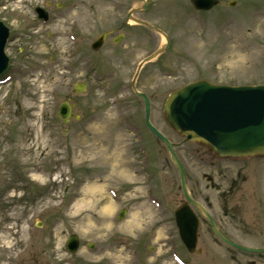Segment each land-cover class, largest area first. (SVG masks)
Here are the masks:
<instances>
[{"label": "rangeland", "instance_id": "1", "mask_svg": "<svg viewBox=\"0 0 264 264\" xmlns=\"http://www.w3.org/2000/svg\"><path fill=\"white\" fill-rule=\"evenodd\" d=\"M232 1L235 7L229 6ZM143 5L142 0H0V21L12 40L20 36L7 47L6 78L17 82L0 91V174L11 177L14 188V223L9 234L0 233V262L5 251L15 264L255 259L220 244L200 214L202 254L190 255L182 245L174 220L185 202L180 176L168 150L147 130L144 104L132 90L139 64L166 39L127 22V16L139 9L136 18L169 38L167 50L142 69L137 89L151 99L152 124L176 145L193 199L225 226L235 213L224 212L227 165L203 146L184 142L167 123L163 106L170 93L201 80L264 85V0H220L208 13L195 12L189 0H150L146 11ZM38 7L48 12V23L36 19ZM110 31L105 47L93 53L92 43ZM119 34L126 40L115 45ZM80 82L87 84L86 94L74 95ZM67 101L80 121L64 124L58 118ZM251 166L247 183L228 201L235 207L243 201L241 220L251 218L259 200L264 203V160ZM4 203L0 196V219ZM72 235L80 239L74 255L65 250Z\"/></svg>", "mask_w": 264, "mask_h": 264}, {"label": "water", "instance_id": "2", "mask_svg": "<svg viewBox=\"0 0 264 264\" xmlns=\"http://www.w3.org/2000/svg\"><path fill=\"white\" fill-rule=\"evenodd\" d=\"M143 1H145V5L142 10L145 11L149 0ZM190 3L196 11L208 12L219 4V0H190ZM230 6H235V3H231ZM136 12V10L131 11L128 19L162 35L166 39V45L140 65L138 71L140 72L143 65L151 62L167 50L169 39L166 34L149 23L135 19L133 14ZM36 13L39 19L48 20V15L43 9L38 8ZM106 36H100L93 44L92 49L94 51L97 52L104 46ZM8 38L9 29L0 22V75L5 72L9 64V59L5 54ZM137 76L133 83V89L136 95L144 101L146 126L168 149L180 175L181 188L186 203L176 210L175 219L181 240L188 252L196 253L200 228V220L194 214L192 207L197 208L206 217L215 234L226 244L250 253L264 252V250L240 247L228 241L221 234L207 210L192 199L188 190L185 171L176 155L174 144L151 123L150 101L145 94L137 91ZM85 92L86 86L84 84H79L74 89L76 94ZM163 111L168 124L185 139V142L203 145L219 157L264 156V85L229 87L199 81L171 93L165 102ZM59 117L65 124L69 122V119H80L79 116L72 114V107L69 103H64L61 106ZM124 216L125 213H121L120 219H123ZM79 247V238L72 235L66 244V250L70 254H75Z\"/></svg>", "mask_w": 264, "mask_h": 264}, {"label": "flooded vegetation", "instance_id": "3", "mask_svg": "<svg viewBox=\"0 0 264 264\" xmlns=\"http://www.w3.org/2000/svg\"><path fill=\"white\" fill-rule=\"evenodd\" d=\"M1 8V7H0ZM121 28H124V25H122ZM114 34L113 31L109 32V37H112ZM126 36L124 34H119L117 36H114L113 43L115 45H118L116 43H123L125 42ZM20 36H17L14 40L10 41L15 43L19 41ZM9 43V44H10ZM8 44V45H9ZM24 50L22 49L21 52L17 54V57L23 56ZM79 58V54H78ZM21 62L17 61L16 67L21 69ZM13 82H17L16 80H12V82L9 83H3L0 79V91L3 87L8 86L9 84H13ZM151 101V99H150ZM1 111V110H0ZM157 145H160L157 143ZM161 146V145H160ZM160 150V149H159ZM225 162V170L223 171L222 178L226 185V190H224V200L225 202V208L224 212L228 214L229 212H235L233 213V218L230 219V221L225 223V226H221L217 223V226L220 230V232L223 234V236L230 241L231 243L240 246V247H246V248H253V249H264V207L261 203L262 201L259 200L257 203L259 206L258 209H256V212H252L251 218L249 220H241L240 215L243 213V207H241L239 204H242L243 201H238V205L235 207V203H229V196L230 198L232 196L237 195L241 190L243 184L247 183V171H249L252 168L253 163H259L260 161L264 160V157H254V158H241V159H234V158H219ZM253 161V162H252ZM233 166V167H232ZM233 168L234 173L232 174L229 170ZM257 171V170H256ZM255 177V176H254ZM11 180V177H5L0 174V196H3L5 199L4 208L5 213H3V219H0V233L3 232L5 234H9V229L12 228V225L14 223L13 221V199L12 194L14 191V188L12 184L9 182ZM211 181V179L209 180ZM261 189L264 191V185L261 182ZM257 197V196H256ZM234 199V198H233ZM254 202V201H253ZM260 202V203H259ZM228 205H232L233 208H229ZM240 215H239V214ZM249 213V212H248ZM236 219L238 221H236ZM215 220V219H214ZM239 224H237V223ZM210 227V232L213 234L215 239L220 243L225 245L226 247L232 248L230 245L226 244L225 242L221 241L213 232L210 224H208ZM236 252L249 254L246 252H243L239 249H234ZM254 255L253 260H250L249 264H264V253H257V254H249ZM0 264H15L12 259V254H10L9 251H5L4 257L1 260Z\"/></svg>", "mask_w": 264, "mask_h": 264}]
</instances>
